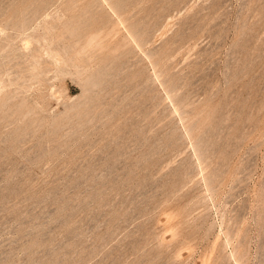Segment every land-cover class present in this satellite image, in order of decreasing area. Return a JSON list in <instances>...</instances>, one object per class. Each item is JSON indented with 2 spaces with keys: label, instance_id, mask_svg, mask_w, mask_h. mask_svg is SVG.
<instances>
[{
  "label": "rangeland",
  "instance_id": "374dc122",
  "mask_svg": "<svg viewBox=\"0 0 264 264\" xmlns=\"http://www.w3.org/2000/svg\"><path fill=\"white\" fill-rule=\"evenodd\" d=\"M0 264H264V0H0Z\"/></svg>",
  "mask_w": 264,
  "mask_h": 264
}]
</instances>
